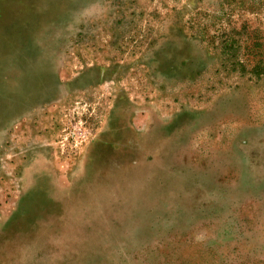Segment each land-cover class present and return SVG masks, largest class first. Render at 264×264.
I'll list each match as a JSON object with an SVG mask.
<instances>
[{
    "label": "rangeland",
    "instance_id": "1",
    "mask_svg": "<svg viewBox=\"0 0 264 264\" xmlns=\"http://www.w3.org/2000/svg\"><path fill=\"white\" fill-rule=\"evenodd\" d=\"M259 61L264 0H0V264H264Z\"/></svg>",
    "mask_w": 264,
    "mask_h": 264
},
{
    "label": "trees",
    "instance_id": "2",
    "mask_svg": "<svg viewBox=\"0 0 264 264\" xmlns=\"http://www.w3.org/2000/svg\"><path fill=\"white\" fill-rule=\"evenodd\" d=\"M242 70H243V72H245L246 68L242 67ZM250 71L256 77L264 76V65L261 64L259 61L258 64L254 65V67H252V69Z\"/></svg>",
    "mask_w": 264,
    "mask_h": 264
}]
</instances>
